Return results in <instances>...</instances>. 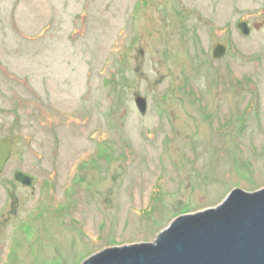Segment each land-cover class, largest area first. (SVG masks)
<instances>
[{"label": "rangeland", "instance_id": "rangeland-1", "mask_svg": "<svg viewBox=\"0 0 264 264\" xmlns=\"http://www.w3.org/2000/svg\"><path fill=\"white\" fill-rule=\"evenodd\" d=\"M260 11L264 0H0L12 143L0 264H81L263 188L264 26H234Z\"/></svg>", "mask_w": 264, "mask_h": 264}, {"label": "water", "instance_id": "water-1", "mask_svg": "<svg viewBox=\"0 0 264 264\" xmlns=\"http://www.w3.org/2000/svg\"><path fill=\"white\" fill-rule=\"evenodd\" d=\"M236 27L249 35L245 20ZM225 49L214 45L212 58H222ZM134 102L145 114L146 99L137 95ZM11 147V140L0 139V173ZM14 179L26 186L33 180L19 170ZM81 264H264V187L234 188L217 206L176 217L153 242L108 247Z\"/></svg>", "mask_w": 264, "mask_h": 264}, {"label": "flooded vegetation", "instance_id": "flooded-vegetation-1", "mask_svg": "<svg viewBox=\"0 0 264 264\" xmlns=\"http://www.w3.org/2000/svg\"><path fill=\"white\" fill-rule=\"evenodd\" d=\"M260 13V16H262L263 14H264V12H259ZM241 20H245L246 21V25L248 26V28H249V35L248 36H244V35H242L241 33H240V30L236 27V24H237V22H239V21H241ZM263 25L264 26V18H261L259 21H257V20H253V19H251L250 17H245V18H242V19H237L236 21H235V27H236V30L237 31H239V33L242 35V36H244V37H250L251 35H252V32L254 31V32H256V31H258L259 29H260V25ZM231 28H230V25H228L227 27H226V31H229ZM229 45L230 44H228V42H227V44H226V47H228L229 48Z\"/></svg>", "mask_w": 264, "mask_h": 264}]
</instances>
